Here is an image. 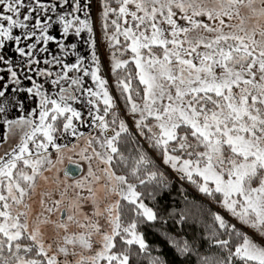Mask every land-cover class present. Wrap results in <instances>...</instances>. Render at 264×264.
I'll return each mask as SVG.
<instances>
[{
  "label": "snow or ice",
  "instance_id": "6c2138e0",
  "mask_svg": "<svg viewBox=\"0 0 264 264\" xmlns=\"http://www.w3.org/2000/svg\"><path fill=\"white\" fill-rule=\"evenodd\" d=\"M0 149V264H264V0H0Z\"/></svg>",
  "mask_w": 264,
  "mask_h": 264
},
{
  "label": "trees",
  "instance_id": "16d2710c",
  "mask_svg": "<svg viewBox=\"0 0 264 264\" xmlns=\"http://www.w3.org/2000/svg\"><path fill=\"white\" fill-rule=\"evenodd\" d=\"M171 175V174H170ZM181 188V183L178 182L177 180L173 179L171 187L168 189H165L163 194L161 196H158V200L160 204H166L168 205L169 209L172 207L177 208L179 210L180 208L184 207L183 199H182V194L179 191ZM190 193L195 195L194 190L189 189L188 190ZM146 203H150L152 206H156V202L154 201H148L146 200ZM191 212L193 215H196V208L194 206L190 207ZM173 221L170 219L169 220V225L165 227L171 226ZM161 225L157 223L155 229H145L146 232V237L148 239V242L154 247V248H160L162 253L166 258H171L173 255V250H171L164 242H163V237L161 236L160 232L158 229H160ZM155 254V253H154Z\"/></svg>",
  "mask_w": 264,
  "mask_h": 264
},
{
  "label": "rangeland",
  "instance_id": "374dc122",
  "mask_svg": "<svg viewBox=\"0 0 264 264\" xmlns=\"http://www.w3.org/2000/svg\"><path fill=\"white\" fill-rule=\"evenodd\" d=\"M4 147H8V145H5ZM0 151H2V149H0ZM36 208V211H39L40 209L38 208V206H34Z\"/></svg>",
  "mask_w": 264,
  "mask_h": 264
},
{
  "label": "water",
  "instance_id": "95a60500",
  "mask_svg": "<svg viewBox=\"0 0 264 264\" xmlns=\"http://www.w3.org/2000/svg\"><path fill=\"white\" fill-rule=\"evenodd\" d=\"M69 167H73V166L69 165Z\"/></svg>",
  "mask_w": 264,
  "mask_h": 264
}]
</instances>
